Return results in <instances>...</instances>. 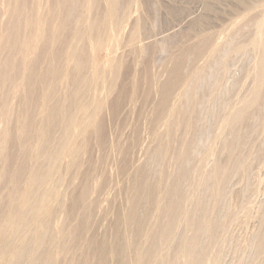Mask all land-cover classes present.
Masks as SVG:
<instances>
[{
  "label": "rangeland",
  "instance_id": "obj_1",
  "mask_svg": "<svg viewBox=\"0 0 264 264\" xmlns=\"http://www.w3.org/2000/svg\"><path fill=\"white\" fill-rule=\"evenodd\" d=\"M0 1V180H2L0 181V225L2 224L0 226V240L9 241L11 248L16 251L26 248L28 255L22 264H31L33 258L38 256L37 253L39 254L41 250L38 237L36 238L40 224L49 220L48 225L52 230V248L48 246L49 243L45 245L51 248L49 251H54L51 264H98V259L92 250L98 245H103V243L109 251L105 264H139L137 252L132 248H127L131 236H129L125 217L132 177L137 171L144 170L151 184L159 183L161 176H164L163 188H170L175 183L181 167L184 166L187 176L180 186V193L186 198L183 204L185 207L183 212L185 213L179 216L178 220L176 219L178 222H175L177 225L175 224L176 227L172 230L170 238L159 245L160 248L153 264H187L185 257L178 256L179 251L190 242V235L193 237L185 214L186 212L187 214L192 211L197 212L203 206L206 210L211 205L213 191L208 176L216 164L224 163L227 159V151L222 147V139L229 136V129L223 124L225 114V111H222L224 110L223 105L228 103L227 99L230 95L231 101H234L235 95L243 85V89L251 90L252 76L244 84L241 80L243 66L252 65V62L248 60L252 55L251 53L247 57L245 55L243 57H246L245 60L236 56L232 61L231 74L229 73V75L223 73L220 65L211 62L206 53L197 58L189 59L185 64L183 68L185 77L194 74L201 68L204 71L199 76L198 83L192 82L190 84L188 82L184 87L177 88L168 101L170 107H176L178 95L181 92H191L197 88L198 101L195 106L194 132L190 135L193 138L189 144L190 158L184 164H181L177 158L178 146L176 143L173 145V149L168 152L166 162L153 158V155L163 147L165 136H167L165 123L168 117L164 116L160 119L154 117L155 108L160 100V87L167 79L173 58L181 51L192 47L205 36H211L218 31L221 32V36L217 41L223 42L229 19L234 14L240 13L245 6L253 8L250 11V16L261 14L264 11V0H122L123 4L124 2H133L128 24L126 23L123 30L115 37L105 40L101 50L92 52L90 45L86 44L85 46L91 63L88 69L89 74H93L92 64L95 62L105 77L110 76L112 64L117 63L118 66L117 76L111 83L100 81L95 84L89 94V102L99 106L94 111V119L102 121L106 141L104 147H99L95 136H90L89 141L83 144L82 137L78 135L80 128L73 131L70 139L72 145L70 144L69 148L81 147L78 155L79 165L76 163L75 166L72 163L73 157L69 155L70 153L61 159L59 163V170L61 171L54 175V179H56L54 181H58L56 183L57 199L48 205L42 216L32 222L31 231L27 236H11L8 227L5 228L4 218L1 219L10 211L12 187L14 188L8 177L5 179L2 177V172L5 167L3 161L9 147L8 140L17 134L15 131H17L16 114L18 111H13L19 109L17 101H19V95L23 93L25 88L23 76L35 57L33 55L37 51L36 45L39 34L38 31H35L37 23L35 18L31 31H29L30 38L26 47L21 41L16 42L18 37H15L16 35L11 37L12 40L8 38L6 30L12 24L9 14L12 7L21 0ZM30 1L34 5H39L40 12L38 14L40 17L42 9H45L46 1ZM75 10L76 14L79 15L83 12V9L79 7ZM135 23H137L139 41L130 45L128 44V36L132 31V25ZM15 24L16 21L12 25ZM24 33L23 30L20 34V40ZM9 60L20 68L19 72L21 71L12 80L10 79L12 71ZM68 71L69 69L66 68L65 72ZM145 71L150 87L149 98L146 102L143 101L142 96L145 88V81L143 80ZM136 78H140V82L133 99L129 97V90L119 108L113 112L111 107L113 100L124 91V88L127 91ZM217 81H220L218 84L219 91H215ZM235 84L237 85L236 88ZM63 89L64 83L61 82L58 92H62ZM84 119L85 116L82 115L81 121ZM175 136H182V131L176 132ZM252 136H255V140L250 142L253 143L250 145L253 148L247 147L243 150L241 157H245L243 158L245 162L239 170L232 169L225 188L224 198L220 200L221 202L219 201V206L213 209L214 215L213 217L211 215L209 219L223 226L220 227L223 233L221 231L216 232L218 234H215L217 236L214 238L217 239H212L213 242L209 237L207 224H201L199 238L197 237L198 248L200 252L203 250L201 252V264H264V239L261 241V238H264V157L257 154L259 144L264 147V130L257 127ZM125 150H128L127 155L124 153ZM235 155V158L239 157L238 154ZM30 162L34 165V161L30 159L28 162L32 167ZM17 164V160L15 163L12 161L9 168L15 169ZM85 175L89 176L88 184L85 181ZM199 177L204 178V180L202 179L204 186H197ZM2 182L4 183L2 184ZM23 182L20 184V192L22 191V193H20L18 201L16 200L14 203L15 207H19L22 197L24 198L29 191L25 180ZM84 184L88 185H86L87 194L83 196L77 211L68 217L67 212L71 198L81 194L82 187H85ZM98 185H102L101 189ZM155 197L161 205L163 194L159 193ZM143 208L139 212V216H146L147 213L145 230L149 231L158 223L157 212L154 207L149 208V210L146 209V204L143 205ZM84 214H88L89 218L86 223L87 228L85 227L84 232L79 237L82 242L80 243L78 240L79 243L78 241L74 244L69 243L67 244L69 248L66 245L67 249L62 251L59 246L63 236L80 225ZM116 223L119 227V240L125 243H123L125 247L120 260L114 259L113 253L110 254L111 245L117 241L114 231ZM137 244L143 252L149 247L145 238H140ZM37 249H40L39 252Z\"/></svg>",
  "mask_w": 264,
  "mask_h": 264
},
{
  "label": "bare ground",
  "instance_id": "obj_2",
  "mask_svg": "<svg viewBox=\"0 0 264 264\" xmlns=\"http://www.w3.org/2000/svg\"><path fill=\"white\" fill-rule=\"evenodd\" d=\"M45 1L46 6L45 9H42L40 17L38 14L40 12L38 4L34 5L30 0L18 1L19 3L12 7L11 13L9 12L11 23L13 24L16 21V24H11L6 30L8 38L11 39V37L16 35L15 37L18 36L16 42L19 40L26 47V43H28L30 38L29 31H31L32 23H34L36 18L35 31H38L39 34L36 45L37 51L35 55L32 54L35 57L30 62L23 76L24 91L19 95V101L16 100L19 103V109L13 111H18L16 114L17 131H15L17 134L9 138V147L5 154V160L3 161L5 162V167L2 172V177L4 179L8 177L14 186V188L12 187L13 193L10 199V211L1 218L2 220L4 218L5 228L8 227L11 236H27L31 231L30 225L32 222L42 216L46 212L48 205L57 199L56 183L58 181H54L56 180L54 179V175L61 171L59 170L61 159L70 153L69 155L73 157L72 163L75 166L76 163L79 165L78 155L81 147L69 148L72 143H70V139L74 130L80 128L78 135L82 137L83 144L89 141L90 136H95L99 147H104L106 141L102 121H96L94 119V111L99 106L97 103H95L97 105H94L93 102H89V94L96 83L100 81L102 83H111L117 76L118 66L117 63L112 64L109 79V77L101 74L100 69L95 64L97 62L93 61L95 62L92 64L94 72L92 75L89 74L88 69L91 63L89 62V55L85 46L86 44L90 45L92 52L101 50L105 44V40L115 37L120 33L130 17L132 10L130 8H132L131 5L133 3L129 1L123 4L122 0ZM78 7L83 9L80 15L75 12V9ZM251 10L253 8L245 6L240 13L234 14L229 19L228 29L223 42L220 43L217 41L221 36V32L218 31L211 36H205L192 47L181 51L173 58L172 67L168 71L167 79L160 87V100L155 108L154 117L155 119H160L164 116L168 117L165 123L167 129L165 133H167V136H165L163 147L153 155V158L166 162L168 152L173 149V145L176 143L178 146L177 158L181 164H184L190 158L189 144L193 138L190 135L194 132L195 106L198 101L196 94L197 88L191 92H181L178 95V105H175L176 107H170L168 101L177 88L184 87L188 82L190 84L192 82L198 83L199 81L197 82V80L204 71L200 67L201 69L199 71L185 77L183 72L185 64L189 59L197 58L206 53L211 62L220 65L223 73L229 75V73L231 74L230 68L232 61L236 56L245 60L249 53L252 55L248 59L252 62V65L249 66L248 64L243 66L241 80L244 84L252 76L253 85L251 90L243 89V85L235 95L234 101H231L230 95L229 99H227L228 103L223 105L224 110L222 111H225L223 124L229 129V136H225L222 139V147L227 151V159L224 163L216 164L208 176V181L213 191L211 205L206 210L203 206L197 212L192 211L191 213L187 214L186 212L185 214V219L192 230L191 232H193V237L190 235V242L179 251L178 256L185 257L187 264H201V252L203 250L200 252L197 239L199 238L198 235L201 231L202 223L207 224L211 240L217 239L214 238V236H217L215 234H218L216 232H222L220 227L223 226L216 221L212 222V220H209L211 215L212 217L214 215L213 209L219 206L218 203L224 198L225 188L232 169L239 170L245 162L243 161L245 157L241 156L243 150L253 144L250 143L252 140H255V136H252V134L257 127H261L264 130V11L256 16H250ZM132 26V31L128 36V44L130 45L139 41L137 23ZM23 30L25 33L20 40V34ZM245 55L246 57L243 58ZM9 66L12 71L10 77L12 80L18 75L20 68L15 66L14 63H11L10 60ZM66 68L69 69L67 73L65 72ZM143 80L145 81V88L142 96L143 101L146 102L150 94L146 71L143 74ZM61 82L64 83V89L62 92H58L59 83ZM139 82L140 78L134 79L131 87L127 91L124 88V91L113 100L111 104L113 112L119 108L123 98L128 95L129 90V97L133 99L137 93ZM217 82L215 91L219 89L218 84L220 81ZM82 115L85 116V119L81 121ZM89 129L91 130L89 131ZM178 131H182V136H175ZM73 138L75 137L73 136ZM260 145L262 144H259L257 154L264 157V147ZM124 153L127 155L128 150H125ZM235 154H238L239 157L235 158ZM246 158L248 159V156ZM30 159L34 161V165L30 162L33 165L32 167L28 163ZM15 160L18 161L16 168L10 169V162L13 161L15 163ZM186 176L187 173L183 166L173 186L165 189L162 184L165 180L164 176H161L160 182L155 185L149 182L144 170L137 171L132 177L127 199L128 209L125 217L129 236H131V241L127 248H132L137 252L139 264L154 263L157 251L160 248L159 245L165 243L170 238L172 230L176 227L175 222H178L176 219L178 220L179 216L184 215L185 212L183 211L185 207L183 204L186 198L181 195L180 186L185 181ZM88 178L89 176L85 177L87 184L89 183ZM202 179L204 180V178ZM202 179L199 177L197 186L205 185L202 184ZM24 180L26 185H28L29 191L24 198L22 197V202L19 207H15L14 203H16V200L18 201V197L22 193V191L20 192V184ZM8 183L10 182L8 181ZM86 185L82 187L83 190L79 196L75 195L71 198L69 211L67 212L68 217L77 211L76 209L79 207L83 196L87 194ZM101 186H99L100 189ZM159 193L163 194L161 205L155 197ZM145 204L148 210L154 207L157 212L154 213L158 217L157 225L149 231L145 230L147 213L146 216H139V212ZM88 218V214H84L80 225L69 233H64L65 235L63 236L59 249L61 248L63 251L67 246L69 248L67 244H74L79 240V237H81L87 226ZM48 221L46 220L41 224L39 222L40 227L36 238L38 237L41 250L39 249V252L37 249L39 254L37 253L38 256L33 258L31 264H51L53 261L54 251H49L52 248V230L48 225ZM118 228L116 223L114 231L117 241H114L115 244L111 245L110 254L113 253L115 256L114 259L117 258L120 260L125 246L123 245L124 241L121 242L119 240ZM140 238H145L149 243L148 249L144 252L137 244ZM263 239L261 238V241ZM212 241L214 242V240ZM43 243L44 245H48L49 243L48 246L51 248L46 245L41 246ZM0 248V264H22L28 255L26 248L16 251L11 248L10 242L6 240H0ZM92 251L98 259V264H105L109 252L105 244L103 243V245L94 247Z\"/></svg>",
  "mask_w": 264,
  "mask_h": 264
}]
</instances>
